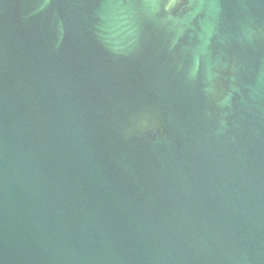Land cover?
I'll return each mask as SVG.
<instances>
[{"label":"water","instance_id":"1","mask_svg":"<svg viewBox=\"0 0 264 264\" xmlns=\"http://www.w3.org/2000/svg\"><path fill=\"white\" fill-rule=\"evenodd\" d=\"M0 264H264V0H0Z\"/></svg>","mask_w":264,"mask_h":264}]
</instances>
